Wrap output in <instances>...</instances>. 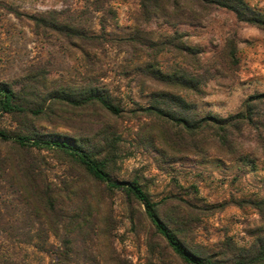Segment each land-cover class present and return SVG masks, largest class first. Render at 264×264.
I'll use <instances>...</instances> for the list:
<instances>
[{"label": "rangeland", "instance_id": "obj_1", "mask_svg": "<svg viewBox=\"0 0 264 264\" xmlns=\"http://www.w3.org/2000/svg\"><path fill=\"white\" fill-rule=\"evenodd\" d=\"M246 2L264 15V0ZM107 8L113 14L95 13L87 0H0V84L38 107L30 79L49 88L93 83L124 110L114 117L98 106L49 107L41 117L0 115V128L84 139L103 155L113 149L107 167L113 180L140 184L189 248L230 261L232 247L250 249L264 229L250 204L264 198V150L257 138L264 128H245L234 137L232 152L203 137L196 142L199 149L184 151L159 142V133L169 139V131L141 110L154 95L169 92L199 118L237 114L247 98L264 93V32L193 0H113ZM52 12L76 18L90 35L105 38L73 46L54 32L37 30L32 17ZM147 65L163 73H193L203 83L201 92L163 87L144 74ZM257 112L263 115L264 106ZM0 155L9 157V189L0 165V229L9 233L7 238L0 230V264H185L137 200L94 181L69 157L45 151L32 154L41 170L36 181L66 191L71 206L90 216L96 233L81 238L68 228L40 239L44 228L28 218L14 189L21 176L11 166L28 156L10 145L9 151L0 147Z\"/></svg>", "mask_w": 264, "mask_h": 264}, {"label": "trees", "instance_id": "obj_2", "mask_svg": "<svg viewBox=\"0 0 264 264\" xmlns=\"http://www.w3.org/2000/svg\"><path fill=\"white\" fill-rule=\"evenodd\" d=\"M95 13L113 11L107 7L113 0H87ZM143 3L151 0H142ZM201 8L217 7L226 10L236 16L238 22L253 26L264 32V15L255 11L246 0H193ZM37 30H46L56 33L68 44L95 45L99 44L104 37L101 35H90L76 18H68L57 12L44 14L41 17H32ZM102 30H105L103 22ZM235 58V53H231ZM237 65V62H235ZM144 74L157 84L174 89L180 88L185 91L200 93L203 85L193 73L182 74L163 73L155 68V65H147ZM30 79L28 85L32 91L31 96L40 100L38 107L30 106L14 88L7 84H0V115L13 117L45 116L49 107H70L73 109H84L87 107H100L111 116L120 117L124 110L115 103L107 89L97 87L93 83L83 86L57 85L49 88L47 83ZM42 88V90H40ZM41 91H43L41 93ZM151 105L142 109L148 117L153 118L163 129L170 133L169 139H164L162 133L158 135L159 142L179 150H194L200 146L197 140L203 137L206 143L217 145L223 150L233 151L236 148L234 137L242 136L247 127L264 128V114L257 112L259 106H264V93L250 96L243 103L240 112L227 118L214 116L197 117L192 112V106L183 98L169 92L153 96ZM56 111V110H55ZM161 136V137H160ZM258 142L264 150V133L258 134ZM87 142L71 139L54 134H39L36 132L12 133L0 128V147L9 151V145L15 153H23L28 158L23 162L12 165V172L17 170L21 179L14 183V189L18 200L29 212V217L38 221L44 229L40 230L38 236L43 239L48 233L60 236L62 231L68 228L78 230L81 238L95 235L96 229L90 223V216L83 213L77 206L72 207L73 201L55 186L48 183H38V174L41 173L38 161L33 159L34 152H54L72 159L82 168L94 181L106 185L111 190H122L132 196L145 208V214L151 221L156 232L166 241L168 246L185 264H264V229L256 237V241L250 249H239L232 247L234 255L230 261H225L223 255L209 254L198 249H191L185 245L178 231L173 230L170 225L159 215V204L153 203L149 195L137 182H120L112 179L107 167L112 153H95L87 147ZM16 156V154H15ZM105 156L103 159H98ZM2 172L7 179L9 189V157L3 159L0 155ZM16 173V172H15ZM4 180V177H0ZM250 204L259 212L264 227V198L259 201H251ZM221 207V206H220ZM223 208V206L221 207ZM9 238L7 230L0 229ZM44 236V237H43ZM87 242V241H86ZM68 256L63 258L68 263ZM88 264H96L95 260L85 261Z\"/></svg>", "mask_w": 264, "mask_h": 264}]
</instances>
